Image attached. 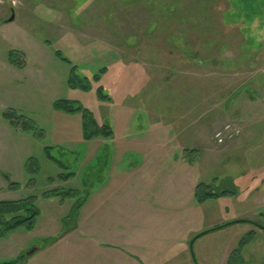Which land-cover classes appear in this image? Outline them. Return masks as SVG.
Masks as SVG:
<instances>
[{"label": "rangeland", "instance_id": "obj_1", "mask_svg": "<svg viewBox=\"0 0 264 264\" xmlns=\"http://www.w3.org/2000/svg\"><path fill=\"white\" fill-rule=\"evenodd\" d=\"M169 1L0 0V201L32 199L36 231L77 227L84 211L88 224L132 231L133 264H225L242 237L232 264H264V117L242 126L264 97L241 87L264 74V0ZM73 67L91 88L69 85ZM102 68L110 100L92 78ZM57 99L112 133L84 140L81 113ZM227 124L239 132L219 143ZM200 183L229 193L198 203ZM235 219L263 228L208 232L194 262L191 238ZM27 232L0 236V264L17 261Z\"/></svg>", "mask_w": 264, "mask_h": 264}, {"label": "crops", "instance_id": "obj_2", "mask_svg": "<svg viewBox=\"0 0 264 264\" xmlns=\"http://www.w3.org/2000/svg\"><path fill=\"white\" fill-rule=\"evenodd\" d=\"M258 78H260V82L257 79V83L252 85L253 89L248 83V87L245 85L246 83L241 87L245 88V92H253L257 97L262 98L264 97V74L260 73ZM260 117H264L262 111L243 118V128L251 127L255 121H261ZM98 204L97 199L94 206L86 209L91 211L94 208L96 210ZM91 218V213L84 211L78 216L77 227L65 230L40 229L36 231L34 223L30 227L18 226L19 228L24 227V230L26 229L28 232L26 238L17 244L19 252H17V261L13 264H51L48 255L53 253L52 249H55L56 245L62 250L55 256L54 264H133V248H130L132 231L128 230L123 233L118 228L100 226L95 222L88 224L87 221ZM34 233L35 235H30ZM24 251L31 252L24 254ZM23 254L28 258L24 259L25 261L22 259Z\"/></svg>", "mask_w": 264, "mask_h": 264}, {"label": "trees", "instance_id": "obj_3", "mask_svg": "<svg viewBox=\"0 0 264 264\" xmlns=\"http://www.w3.org/2000/svg\"><path fill=\"white\" fill-rule=\"evenodd\" d=\"M150 1L154 5V2L157 3L163 0H150ZM217 1H220V2L224 1L226 4L227 0H213L212 3H216ZM169 9H171L170 6H169ZM218 10H220V8H218ZM180 51H179V54H181L182 52ZM56 54L57 56H60L59 52H56ZM8 58L11 64L18 66V67L22 66L20 62H17L18 60L19 61H22V60L18 58L17 52L15 50H11L10 52H8ZM105 72L107 71L104 68H102L101 70H99V73H96L92 76L94 82H99L98 86L96 87V93L100 100H110V98L104 93L105 91H104L103 83H100L101 76ZM83 78L84 77H82L81 74H78L76 69L74 70V67H73V69L70 72L69 78H68L69 79L68 83L71 87L72 86L74 87L75 85L77 86V84L79 83V85L85 89L91 88L90 82L84 80ZM77 103H78L77 101L72 100V99H57L54 102V108L56 110H65L71 113H81L82 119H83L82 136L84 140H91L95 136H98L100 133L106 134V135H110L112 133L111 127L109 124L102 123L99 125L94 115L91 112H89L86 108H82V106L78 105ZM7 117L14 118V115L13 113H9L7 114ZM12 118H11V122L13 124H16V121H17V124H18V120L14 121ZM210 187L211 186L208 185L207 183L206 184L200 183L197 186H195L194 197L198 203H202L206 201V199L208 198H213V197L216 198V197L226 195L229 193V191L226 189L221 190L219 193L211 192L209 189ZM37 214H38V209H36L33 206L32 199L30 198L20 199L17 201H0V236L7 230L21 226V225L30 227L31 225H33L34 219ZM251 233L252 232H250L249 234ZM242 238L239 240L238 246L230 251L225 264H232L231 261H232L233 256L235 255V252L238 251V247L243 243ZM8 264H13V263H8Z\"/></svg>", "mask_w": 264, "mask_h": 264}, {"label": "water", "instance_id": "obj_4", "mask_svg": "<svg viewBox=\"0 0 264 264\" xmlns=\"http://www.w3.org/2000/svg\"><path fill=\"white\" fill-rule=\"evenodd\" d=\"M13 18H14V14H12L8 19H7V21H12L13 20ZM239 222H249V223H252V224H256L258 227H260V228H263V226L262 225H260V224H258V223H256V222H254V221H252V220H249V219H235V220H232V221H229V222H226V223H224V224H222V225H218V226H216V227H213V228H209V229H206V230H203V231H200V232H198L197 234H195L192 238H191V240L189 241V250H190V253H191V257H192V259H193V261L195 262V255H194V252H193V242L198 238V237H200V236H202V235H204V234H206V233H208V232H211V231H213V230H216V229H219V228H222V227H224V226H227V225H229V224H232V223H239ZM31 252V251H30ZM30 252H28L27 254H29Z\"/></svg>", "mask_w": 264, "mask_h": 264}, {"label": "built area", "instance_id": "obj_5", "mask_svg": "<svg viewBox=\"0 0 264 264\" xmlns=\"http://www.w3.org/2000/svg\"><path fill=\"white\" fill-rule=\"evenodd\" d=\"M239 130L236 129L235 127L232 128L231 124H227L224 126V128L221 131H218L216 133V140L217 142H223V140L225 141V139H230L232 138L234 135L238 134Z\"/></svg>", "mask_w": 264, "mask_h": 264}, {"label": "flooded vegetation", "instance_id": "obj_6", "mask_svg": "<svg viewBox=\"0 0 264 264\" xmlns=\"http://www.w3.org/2000/svg\"><path fill=\"white\" fill-rule=\"evenodd\" d=\"M14 11H15L14 8L10 7V16H11L12 14H14ZM10 16H8L5 20L7 21V19H8ZM252 221H253V220H252ZM254 222H256V221H254ZM256 223H258V222H256ZM258 224H259V223H258ZM255 225H256V224H255ZM256 226H257V225H256ZM257 227H258V226H257ZM259 228H260V227H259ZM202 236H203V235H202ZM200 237H201V236H200ZM198 238H199V237H198ZM198 238H197V239H198ZM197 239H196V240H197ZM196 240H195V241H196ZM195 241H194V242H195ZM194 242H193V244H194ZM192 246H193V245H192ZM188 248H189V243H188ZM227 257H228V256H227Z\"/></svg>", "mask_w": 264, "mask_h": 264}]
</instances>
